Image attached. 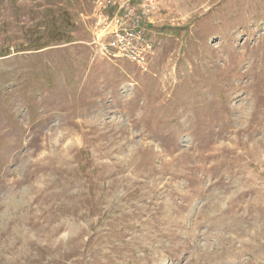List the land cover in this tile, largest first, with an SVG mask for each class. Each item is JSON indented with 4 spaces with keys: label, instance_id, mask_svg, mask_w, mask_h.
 <instances>
[{
    "label": "rangeland",
    "instance_id": "obj_1",
    "mask_svg": "<svg viewBox=\"0 0 264 264\" xmlns=\"http://www.w3.org/2000/svg\"><path fill=\"white\" fill-rule=\"evenodd\" d=\"M97 1L0 0V264H264V0Z\"/></svg>",
    "mask_w": 264,
    "mask_h": 264
},
{
    "label": "built area",
    "instance_id": "obj_2",
    "mask_svg": "<svg viewBox=\"0 0 264 264\" xmlns=\"http://www.w3.org/2000/svg\"><path fill=\"white\" fill-rule=\"evenodd\" d=\"M124 1L98 0L97 5L104 7L105 4L116 5L119 3L124 7ZM144 29L146 27H142L140 23H136L131 17L126 16L119 26H115L110 31L102 32L93 45L99 49V52L101 51V55L110 61L113 58L115 60L127 59L145 71L150 61L153 46L142 38Z\"/></svg>",
    "mask_w": 264,
    "mask_h": 264
},
{
    "label": "bare ground",
    "instance_id": "obj_3",
    "mask_svg": "<svg viewBox=\"0 0 264 264\" xmlns=\"http://www.w3.org/2000/svg\"><path fill=\"white\" fill-rule=\"evenodd\" d=\"M104 34V33H103Z\"/></svg>",
    "mask_w": 264,
    "mask_h": 264
}]
</instances>
